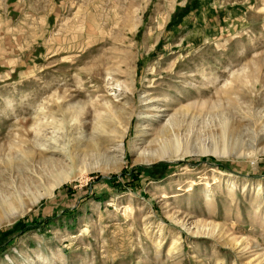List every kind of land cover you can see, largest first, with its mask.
Wrapping results in <instances>:
<instances>
[{
    "label": "rangeland",
    "instance_id": "obj_1",
    "mask_svg": "<svg viewBox=\"0 0 264 264\" xmlns=\"http://www.w3.org/2000/svg\"><path fill=\"white\" fill-rule=\"evenodd\" d=\"M0 264H264V0H0Z\"/></svg>",
    "mask_w": 264,
    "mask_h": 264
},
{
    "label": "trees",
    "instance_id": "obj_2",
    "mask_svg": "<svg viewBox=\"0 0 264 264\" xmlns=\"http://www.w3.org/2000/svg\"><path fill=\"white\" fill-rule=\"evenodd\" d=\"M139 171H141V170H145V169H143V168H141V167H139V168H137ZM112 180H115L114 179V177H111V178H109L108 180H107V182H112Z\"/></svg>",
    "mask_w": 264,
    "mask_h": 264
}]
</instances>
